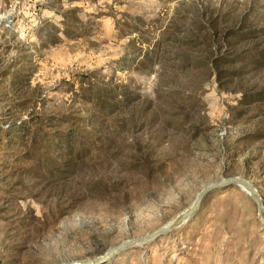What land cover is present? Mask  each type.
I'll use <instances>...</instances> for the list:
<instances>
[{
    "label": "rangeland",
    "instance_id": "obj_1",
    "mask_svg": "<svg viewBox=\"0 0 264 264\" xmlns=\"http://www.w3.org/2000/svg\"><path fill=\"white\" fill-rule=\"evenodd\" d=\"M264 0H0V264H264Z\"/></svg>",
    "mask_w": 264,
    "mask_h": 264
},
{
    "label": "water",
    "instance_id": "obj_2",
    "mask_svg": "<svg viewBox=\"0 0 264 264\" xmlns=\"http://www.w3.org/2000/svg\"><path fill=\"white\" fill-rule=\"evenodd\" d=\"M235 180H237V179H235ZM237 181L243 188H245L248 191L249 196L251 197V199H252V201H253L256 209H257L258 215L264 221V205H263L260 197L256 193V191L250 185H248L246 182H244L242 180H237ZM215 187L216 186H209V187L205 188L203 191H201L200 194L198 195L196 201L192 205V207H190L184 213L179 215L169 227L157 229V230L153 231L152 233H150V234H148V235H146L140 239H134V240H131L128 242L121 243V244L117 245L116 247H114L113 249H111L109 252H107V253H105V254L97 257V258L76 260V261L71 262L69 264H101V263L113 258L114 256H116L122 250L127 249L128 247L133 246L142 240L154 239V238H156L162 234L169 233L174 228H176L177 226H179L182 223H184L185 221H187L199 209L201 201L203 200V198L211 190H213Z\"/></svg>",
    "mask_w": 264,
    "mask_h": 264
}]
</instances>
